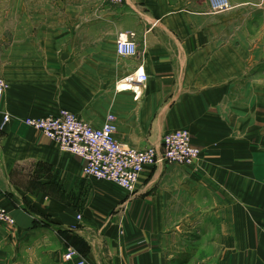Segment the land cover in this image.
Wrapping results in <instances>:
<instances>
[{"label":"crops","instance_id":"1","mask_svg":"<svg viewBox=\"0 0 264 264\" xmlns=\"http://www.w3.org/2000/svg\"><path fill=\"white\" fill-rule=\"evenodd\" d=\"M230 4L0 0V205L16 221L0 264H264V0ZM128 33L138 54L122 57ZM135 73L144 87L119 89ZM62 110L113 114L136 149L187 130L201 157L146 167L128 194L25 124Z\"/></svg>","mask_w":264,"mask_h":264},{"label":"built area","instance_id":"2","mask_svg":"<svg viewBox=\"0 0 264 264\" xmlns=\"http://www.w3.org/2000/svg\"><path fill=\"white\" fill-rule=\"evenodd\" d=\"M111 4L121 5L124 0H108ZM211 10L216 13L226 12L231 8L230 0H209ZM118 55L133 57L138 54V45L132 33L120 34L116 42ZM147 77L135 73L126 78L119 89H130L136 84L145 85ZM6 81L0 77V114ZM10 116L3 114L2 127ZM25 124L41 132L55 142L62 151L74 154L82 159V172L86 177L111 182L128 194L137 192V187L146 167L159 163L177 166H194L201 157V150L193 145L191 134L187 130H177L165 134L160 146H148L136 149L120 142L116 138L117 124L113 114L105 122L94 127L81 120L77 115L62 110L57 115L43 118H28ZM0 223L14 226L16 221L9 211L0 205ZM75 251L68 248L64 259L71 261Z\"/></svg>","mask_w":264,"mask_h":264}]
</instances>
